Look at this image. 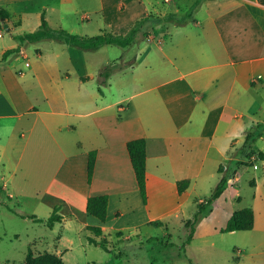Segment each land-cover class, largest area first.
<instances>
[{"label":"crops","instance_id":"obj_1","mask_svg":"<svg viewBox=\"0 0 264 264\" xmlns=\"http://www.w3.org/2000/svg\"><path fill=\"white\" fill-rule=\"evenodd\" d=\"M0 8L9 12L0 22L13 40L0 42V192L10 199L0 211L49 227L50 236L37 235L32 244L57 242L40 252L63 257L74 248L70 232L88 247L90 226L97 225L107 239L143 229L151 239L156 220L168 227L171 218L192 219L184 215L188 198L197 200L207 174L216 188L227 164L235 178L223 195L245 199L238 209L255 213L253 228L241 230L239 262L264 264V159L236 166L249 131H257L253 146L264 152L255 145L264 143V0H0ZM43 14L51 27L81 35L125 33L143 17L153 25L133 44V61L97 58L111 44L89 52L50 38V51L37 47V62L18 77L13 55L25 54L30 42L17 36L26 23L32 25L25 32L37 30ZM120 63L103 83L101 72ZM136 138L147 141L146 203L128 150ZM251 168L244 196L237 183ZM185 179L190 184L180 192ZM167 186L172 196L164 198ZM103 194L104 223L87 210L88 198ZM13 201L27 216L11 209ZM57 207L63 218L50 226ZM130 209L133 219L122 222Z\"/></svg>","mask_w":264,"mask_h":264},{"label":"rangeland","instance_id":"obj_2","mask_svg":"<svg viewBox=\"0 0 264 264\" xmlns=\"http://www.w3.org/2000/svg\"><path fill=\"white\" fill-rule=\"evenodd\" d=\"M55 13L58 14V12ZM187 16L184 15V18L187 19ZM79 17L80 16H77L76 19H79ZM65 18L66 23L70 24L69 17ZM31 19L34 20L33 17H31ZM84 21L86 22L87 20ZM95 23H97V20L94 19L93 24ZM31 25L26 23L21 28V33H27L25 31H28L31 28ZM152 25L153 21H145L142 26L141 34H143L144 31H148ZM0 30L3 32L2 37H0V42L3 40H11V33L4 28L1 22ZM53 42L54 41L50 38H45L43 41H33L26 43L25 54L14 53L13 57L15 59L17 58L18 63L17 76L21 77L22 71L26 69L24 66H27L29 63L33 64L37 62V47L44 48L48 53V51H50L49 48L54 46ZM88 51L90 52L94 50ZM135 51L136 47L133 45L122 47L120 45L111 44L96 56L97 58L103 57L104 59H116L121 55H125L129 61H133ZM46 57L49 58V54ZM124 64L120 63L118 65H111L108 69L110 72H114L116 71L115 69ZM25 72L26 74L29 73L28 71ZM255 145L258 148L264 147L262 140H257ZM239 152L240 159L237 161L236 166L245 168V166L250 165L249 162L262 160L258 158V153L256 152L249 155L244 147L241 148ZM253 155H255V158H250ZM258 166H260V163H258ZM224 169L225 168L223 167V170ZM229 169L228 165V170L225 169L224 173L229 174ZM253 170L254 169L251 168L245 173L241 171L240 176L244 174V178L238 181L237 184L241 188V193L244 196H247L251 190L247 180L252 178ZM230 176L231 174H229V177ZM211 182V177L207 174L204 181V187L200 190L199 194H197V200H195L193 196L189 197L187 200V209L185 210L184 215H188L187 217L192 218V221L198 213V200H206L214 191L215 184H210ZM166 189L167 191L163 193L164 198H168V196L171 197L172 192L169 191L170 187L167 186ZM156 196L160 198L158 194ZM231 196L233 198L231 197L228 200H226L229 198L228 194L218 198V200L210 205V211L207 210L206 212L209 211L208 213L205 212L200 214L196 218V221L190 223L189 227H186V221L180 218H171L172 221L170 220L168 227L162 225L152 226L151 231L154 237L151 239H147V232L145 229L142 230L143 233L140 235L131 230L132 235L130 238L117 234L108 235V246L110 247V250H106L101 245L95 243H92L88 247H83L81 245L80 237H78L75 232H70L74 237V248L61 257L63 258L64 264H189L190 261L194 262V264H242L243 261L242 263L239 261L243 257L236 246L240 245L244 240L243 235H241V232L243 231H222V227L227 223L233 213L243 205L242 202L245 200L239 201L237 198L234 199L233 194ZM9 200L10 199H8L5 194L0 192V203L6 201L5 203L9 205ZM13 203L16 205V208H13V210L22 212V209H25L21 214L27 215V213H24V211L27 212L26 207L22 208L17 206V202L15 201L10 205H13ZM130 211L131 212L126 217L121 218L122 222H127L133 219L135 213L132 209H130ZM193 227L196 228L194 238L191 242H188L189 233ZM126 231L127 233L130 232L129 230ZM17 234H20V236H17ZM50 234L51 231L48 226L45 227L41 223H34L30 219H25L12 213L7 208H1L0 263L22 264L27 260L30 249L35 255H38V253L42 254V252H40L42 247H48V245L56 243L57 240L49 238L47 244L41 242L32 244L31 240L34 237H37V235H45L46 237H49ZM83 238L84 243L90 244L87 243L88 241L86 237L83 236ZM53 247L54 246H51L49 249H52ZM245 258L246 257H244V259Z\"/></svg>","mask_w":264,"mask_h":264},{"label":"trees","instance_id":"obj_3","mask_svg":"<svg viewBox=\"0 0 264 264\" xmlns=\"http://www.w3.org/2000/svg\"><path fill=\"white\" fill-rule=\"evenodd\" d=\"M9 18V12L4 8H0V19L6 21ZM150 20L149 17H143L138 19L133 23L127 33H117L113 31H103L95 35H81L78 33L70 32L65 28H53L49 25L48 20L45 15L42 16V23L40 27L32 32H27L21 35H18L21 41H39L45 38H54L58 40L65 41L72 46L84 49V50H98L101 47L108 44H116L123 47L130 46L135 44L141 37L148 35V31L142 33V26L145 21ZM153 21V20H151ZM12 51V50H10ZM8 52L5 53V55ZM111 72L105 68L101 72V76L104 77L103 83L107 82V78L110 76ZM257 131H249L244 143V149L248 152L249 155L253 153H258V155L264 159V152L257 150L253 146L255 141ZM128 150L131 156L133 167L135 170L139 190L143 201L146 203L148 200L147 192V141L145 138H136L128 142ZM97 159V151L92 150L89 156V172L88 179L89 182H92L95 165ZM220 172L223 173V166H220ZM190 184L188 179L179 181V191H184ZM229 185V174L224 173L219 184L214 189L213 193L209 198L198 203V213L195 216V219L187 220L186 227H189L190 223L196 221V218L205 213L207 210L210 211V205L222 196L227 186ZM11 208V207H10ZM13 210V208H11ZM109 209V195H94L88 198L87 210L88 212L97 217L102 223L107 219ZM59 208L57 207L52 215L48 219V224L53 226L57 221H61L63 216L58 212ZM14 211V210H13ZM208 211V212H209ZM206 212V213H208ZM21 214V213H19ZM22 216H27L26 214H21ZM34 218H38L36 215H31ZM255 222V213L251 206L244 207L242 209L236 210L233 215L229 218L227 223L222 227V231H236V230H248L253 228ZM156 225H163V221L156 220L154 221ZM91 233L89 235V240L91 243L101 245L106 250H110L108 246V239L105 237L103 228L101 225L90 226ZM196 228L193 227L189 233L188 242H191L194 237ZM121 233V232H119ZM120 235V234H119ZM1 264V263H0ZM22 264H64L63 258L55 253L45 252L42 254L35 255L34 252L30 249L28 252L27 260ZM194 264V262H190Z\"/></svg>","mask_w":264,"mask_h":264},{"label":"built area","instance_id":"obj_4","mask_svg":"<svg viewBox=\"0 0 264 264\" xmlns=\"http://www.w3.org/2000/svg\"><path fill=\"white\" fill-rule=\"evenodd\" d=\"M2 24H3V23H2ZM250 158H255V155L251 156ZM250 158H249V159H250ZM258 158L262 159L259 155H258ZM260 161H263V159L260 160ZM223 167H224L226 170H228V165H227V164H223ZM225 169H224V170H225ZM234 178H235V173L229 177V183H231V181H232Z\"/></svg>","mask_w":264,"mask_h":264},{"label":"water","instance_id":"obj_5","mask_svg":"<svg viewBox=\"0 0 264 264\" xmlns=\"http://www.w3.org/2000/svg\"><path fill=\"white\" fill-rule=\"evenodd\" d=\"M6 26H8V24H7V23H5V27H6Z\"/></svg>","mask_w":264,"mask_h":264}]
</instances>
